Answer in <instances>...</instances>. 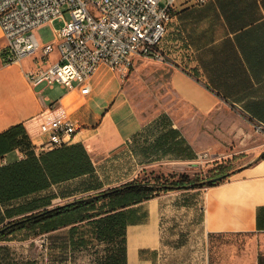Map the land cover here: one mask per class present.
<instances>
[{
	"label": "crops",
	"instance_id": "1",
	"mask_svg": "<svg viewBox=\"0 0 264 264\" xmlns=\"http://www.w3.org/2000/svg\"><path fill=\"white\" fill-rule=\"evenodd\" d=\"M173 11L160 43L171 88L198 118L210 116L223 127L215 125L210 133L200 125L194 136L161 116L164 126L152 136L121 71L102 63L84 83L73 89L59 84L61 91L52 95L48 88L55 83L34 85L26 72L52 63L56 51L46 60L37 51L9 63L0 53V134L18 124L36 147L47 139L43 122L70 118L77 130L66 144H82L95 168L26 196L0 200V226L13 218L6 208L46 195H55L54 202L145 173L203 171L210 167L200 155L208 154L209 147L220 149L228 137L241 140V132L250 134L251 127L264 131V0H174ZM2 38L0 29V49ZM234 122L232 128L242 130L230 136ZM7 140L0 135V164L4 157L12 161L21 155L20 146ZM263 153L216 174L219 180L212 185L160 190L46 232V264H78L82 257V264H264ZM15 233L0 240L2 264L12 261L8 255L27 240L28 234L19 241L11 238ZM61 243L69 253L65 258L58 254Z\"/></svg>",
	"mask_w": 264,
	"mask_h": 264
},
{
	"label": "built area",
	"instance_id": "2",
	"mask_svg": "<svg viewBox=\"0 0 264 264\" xmlns=\"http://www.w3.org/2000/svg\"><path fill=\"white\" fill-rule=\"evenodd\" d=\"M64 6L70 18L56 30L55 40L41 44L35 30L63 18ZM173 10L174 0H0L5 61L20 62L37 51L46 60L56 51L52 63L26 72L34 85L59 83L73 89L90 79L102 63L124 75L136 57L165 60L160 43ZM76 130L70 118L43 122L41 132L47 139L34 147L35 152L65 144ZM207 156L201 154L200 160ZM1 162L8 160L4 157ZM35 241L46 248L47 233L37 235Z\"/></svg>",
	"mask_w": 264,
	"mask_h": 264
},
{
	"label": "trees",
	"instance_id": "3",
	"mask_svg": "<svg viewBox=\"0 0 264 264\" xmlns=\"http://www.w3.org/2000/svg\"><path fill=\"white\" fill-rule=\"evenodd\" d=\"M1 137L7 136L14 146H20L23 158L0 164V200L16 199L81 174L94 171L84 146L79 143L62 144L50 150L35 152L20 125L9 128ZM264 156V153L263 155ZM143 179H133L87 196H79L64 203L48 207L55 195H46L6 208L8 217H13L0 226V240L10 233L23 229L35 230L37 235L62 226L98 215L101 211L115 210L128 204L149 198L160 190L212 185L217 180L198 179L187 173L150 174ZM225 177V176H223ZM219 180V178H217ZM99 188V186L93 187ZM108 200L105 203V200ZM101 203L100 206L98 203ZM99 207H103L100 210ZM105 210V211H106ZM20 215V216H18ZM0 246V264L3 262Z\"/></svg>",
	"mask_w": 264,
	"mask_h": 264
},
{
	"label": "rangeland",
	"instance_id": "4",
	"mask_svg": "<svg viewBox=\"0 0 264 264\" xmlns=\"http://www.w3.org/2000/svg\"><path fill=\"white\" fill-rule=\"evenodd\" d=\"M63 9L65 10L63 18L56 19L53 22L41 26L35 30L41 42L46 43L55 40L56 30L61 28L65 21L70 18L69 11L65 6ZM4 52L5 51L2 47L0 49V53L2 55L1 59L3 62H6ZM165 61L166 58L165 60H157L153 58L136 57L133 63L129 66L126 73L124 75L122 74L124 85L131 102L133 103L142 120L149 121L148 125H151L152 132L149 130V132H151L149 135L154 136L158 133V130L163 128L160 126H164V123H159L158 120L161 116L171 117L170 119L172 122L174 121L177 126L182 125L186 127L187 130L194 136L197 134V127H200V125L202 126L203 130H207L210 133L215 125H220L221 127L223 124L221 122L220 124L215 123V121L213 122V118L210 116H199L198 118L196 112L178 98L171 88L169 81V69L164 64ZM44 84L46 83H43L42 85ZM48 89L49 93L52 95L61 91L59 83H55L52 88ZM197 118L200 121L198 124L196 123ZM224 119H227V116ZM183 120L186 122H183ZM234 125H237L236 122L230 123L229 128H232ZM241 127H243V124ZM240 129H229L230 136H236V133H238ZM248 131L250 134H244V132H241L243 136L241 140L226 137L227 141L223 139L224 145L222 144L223 146H221V148L218 150L216 147H209V149H207L208 156L205 160L207 161L206 164L210 168H205L203 171H195L193 174H191V176L198 179H209L220 172H226L249 159L255 158L258 152H263L264 131L256 127H251V129ZM209 141H211V138H209ZM236 145L237 149H235L237 151L234 152V147ZM150 174L151 173H145L144 175L137 178L143 179L146 176H148L147 178H150ZM106 188L109 187H99L82 195L54 201L52 204L48 205V207L64 203L67 200L73 199L75 197L87 196L88 194H93ZM100 204L101 203L99 202L98 205L100 206ZM102 208L103 207H99L100 210H103ZM25 234H28L27 238ZM36 235L37 234L35 233V230H31L28 233L27 231H17V233H15V235H13L11 238L17 241L24 238L27 240L26 242L19 243L20 248H18L17 251H14L12 255H8L9 258L11 257L12 261H6L7 264H46V257L49 258L50 255L45 253V248L41 247L39 243L35 241ZM61 240L64 242V235L62 236ZM61 245L62 250L58 254L65 258L69 253L67 252V247L64 246L65 244L61 243ZM25 248L28 251H25ZM50 248L51 237L49 249ZM87 252L88 251L81 255H88ZM54 254H57V251H54ZM83 259L84 257L81 258L78 264H82L84 262ZM261 259L264 261V256H262ZM72 264L74 263L72 262Z\"/></svg>",
	"mask_w": 264,
	"mask_h": 264
},
{
	"label": "water",
	"instance_id": "5",
	"mask_svg": "<svg viewBox=\"0 0 264 264\" xmlns=\"http://www.w3.org/2000/svg\"><path fill=\"white\" fill-rule=\"evenodd\" d=\"M217 178H218V177H213V178H211V179L215 181V180H217Z\"/></svg>",
	"mask_w": 264,
	"mask_h": 264
}]
</instances>
